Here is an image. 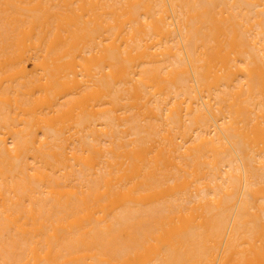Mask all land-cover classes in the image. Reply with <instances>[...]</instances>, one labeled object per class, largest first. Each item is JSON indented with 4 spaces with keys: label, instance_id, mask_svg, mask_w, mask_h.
<instances>
[{
    "label": "bare ground",
    "instance_id": "obj_1",
    "mask_svg": "<svg viewBox=\"0 0 264 264\" xmlns=\"http://www.w3.org/2000/svg\"><path fill=\"white\" fill-rule=\"evenodd\" d=\"M0 264H264V0H0Z\"/></svg>",
    "mask_w": 264,
    "mask_h": 264
}]
</instances>
